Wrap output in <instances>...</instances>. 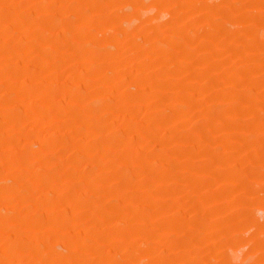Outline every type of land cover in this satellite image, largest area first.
I'll return each instance as SVG.
<instances>
[{
	"label": "rangeland",
	"instance_id": "rangeland-1",
	"mask_svg": "<svg viewBox=\"0 0 264 264\" xmlns=\"http://www.w3.org/2000/svg\"><path fill=\"white\" fill-rule=\"evenodd\" d=\"M0 264H264V0H0Z\"/></svg>",
	"mask_w": 264,
	"mask_h": 264
}]
</instances>
